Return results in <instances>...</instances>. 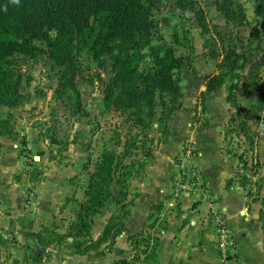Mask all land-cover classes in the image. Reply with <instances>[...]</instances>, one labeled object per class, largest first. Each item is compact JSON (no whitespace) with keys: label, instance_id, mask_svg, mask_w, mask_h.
Returning <instances> with one entry per match:
<instances>
[{"label":"rangeland","instance_id":"obj_1","mask_svg":"<svg viewBox=\"0 0 264 264\" xmlns=\"http://www.w3.org/2000/svg\"><path fill=\"white\" fill-rule=\"evenodd\" d=\"M153 1L156 33L152 43L169 48L183 58L179 83L182 105L175 111L180 110L176 125L171 123L175 113L172 116L161 114L158 98L146 127L136 124L127 111L105 109L104 86L112 75L107 55L101 57V62L87 53L78 55V72L74 79L81 103L78 111L74 95L59 93L62 87L58 86V68L48 58L44 42L36 41L42 48L38 54L11 56L20 77L18 90L23 102L16 107L0 108V118L8 121L9 130V133L0 132V188L14 181L23 190V203L38 208L40 213L47 210L40 214L42 225L38 228V234L45 240L42 248L44 254H48L46 264H79L75 255L90 250L92 254L104 255V251L112 247V236L97 243L91 232H100L105 222H109L115 226L111 231L114 233L119 224L126 221L123 214H130L140 194L138 185L145 169L154 161L155 152H160L180 127L186 128L188 139L182 141L180 152L174 156L178 177L173 179L175 185L172 186L192 185L183 174L181 153L187 155L186 164L198 168L195 160L201 149L210 156L207 158L210 170V164L214 165L215 161L209 159L213 158L215 142L232 186L246 197L248 211H258L264 228V42L258 38L262 33V19L256 14L257 2ZM218 2L230 10H235L239 4L246 23L239 26L238 21L228 22L218 10ZM191 3L201 10L203 26L189 9ZM234 17L236 19L237 14ZM228 46L237 47L247 61L238 70L237 77L227 78L214 90H207L204 77L220 71L217 66L223 57V47ZM212 51L220 55L212 57ZM151 67L150 58L140 64L142 70ZM233 82H237V87L230 92L229 85ZM28 131L33 132V137H28ZM197 133L198 144L191 139ZM104 152L113 153L118 160L109 186L112 197L100 212L90 217V231L75 236L72 228L79 204L85 199L89 177ZM196 187H204L202 180ZM120 191L127 196L116 199ZM119 201L126 203L125 209L121 210ZM173 203V213H176L178 203L174 197ZM160 207L153 204L150 213V227L157 224L155 230H151L154 235L148 231L152 228L146 233L141 231L142 237L137 243H131L130 254L119 264H149L143 252L147 250L150 254L149 244H153L150 237L158 238L156 233L165 227L166 217L160 215ZM144 236L150 238L149 243L143 242Z\"/></svg>","mask_w":264,"mask_h":264},{"label":"trees","instance_id":"obj_2","mask_svg":"<svg viewBox=\"0 0 264 264\" xmlns=\"http://www.w3.org/2000/svg\"><path fill=\"white\" fill-rule=\"evenodd\" d=\"M256 2V14L262 19V33L258 38L264 42V0ZM191 4L189 9L194 11L203 26L201 10ZM153 8V0H0V108L16 107L23 102L18 90L20 77L13 67L11 56L15 53L27 56L40 53L42 48L36 44L39 41L46 44L48 58L58 68V86L62 87L59 93H69L70 97L74 95L77 111L81 108L79 91L74 85L78 72L77 57L87 53L98 62L103 55L111 61L112 75L104 86L105 109L127 111L136 124L146 127L150 124L158 98L161 114L172 116L182 105L183 94L179 83L183 58L169 48L152 43L156 33ZM218 10L230 23L238 21L239 26L246 23L239 4L235 10H230L218 2ZM219 55L212 51V57ZM146 58H150L152 67L142 70L140 64ZM246 61L245 54L238 52L237 47H223V57L217 66L220 71L204 77L206 89L214 90L227 78L237 77L238 70ZM236 83L229 85L230 92L236 89ZM201 96L204 97L203 92ZM2 131L9 133L8 121L0 118ZM117 165L118 160L111 152H104L96 163L72 228L75 236L90 231V217L100 212V208L112 197L109 186L114 180ZM119 195L116 199L127 196L121 191ZM119 204L121 210L125 209L124 201H119ZM128 215L125 212L123 220ZM125 224L126 221L121 222L116 232L112 233L115 226L107 222L95 241L101 243L110 236L113 241L126 229ZM142 235V232L130 234L128 240L137 243ZM150 238L153 244H149V257L154 260L159 240ZM149 239L145 237L143 242L149 243ZM112 264L119 263L114 261Z\"/></svg>","mask_w":264,"mask_h":264},{"label":"crops","instance_id":"obj_3","mask_svg":"<svg viewBox=\"0 0 264 264\" xmlns=\"http://www.w3.org/2000/svg\"><path fill=\"white\" fill-rule=\"evenodd\" d=\"M179 113L180 110L173 115L171 123L176 122ZM185 130L180 127L165 147L155 152L154 161L145 169L143 179L139 180L140 194L126 219V229L114 238L112 247L106 249L104 255L92 254L91 250L75 255L77 263L122 262L130 254L132 241L128 240V235L141 231L146 233L149 228H152L149 233L154 235L151 230H155L157 224L150 227V213L153 204H159L162 209L160 215L166 217L163 220L165 227L156 233L159 240L156 259H151L147 250L143 252L147 263L220 264L216 235L209 222V212L218 206L224 212L234 239L236 264H264V228L261 227L258 211H248L246 197L232 186L224 160L217 154V143L213 144V158H209L210 161L215 159L214 165L210 164V170L207 164L210 156L202 153L201 149L200 156L195 160L204 187L197 189L184 184L175 196V186L172 185H175L173 179H176L178 165L174 156L180 152L182 141L188 139ZM188 130L193 134L190 127ZM198 134L191 137L197 144ZM29 136L33 137L32 131H28ZM16 185L12 181L7 187L0 188V264H46L48 254H44L42 248L45 240L38 234V228L42 225L40 214L47 210L40 213L38 208L23 203V190L19 184ZM173 197L178 203L176 213H173ZM78 201L81 202L82 197ZM102 230L92 231V239L97 240Z\"/></svg>","mask_w":264,"mask_h":264},{"label":"built area","instance_id":"obj_4","mask_svg":"<svg viewBox=\"0 0 264 264\" xmlns=\"http://www.w3.org/2000/svg\"><path fill=\"white\" fill-rule=\"evenodd\" d=\"M188 154L190 155V153ZM185 156L187 155H185L184 152L181 153L180 161L182 162L183 174L185 176L187 175V181L190 180L192 186L196 187L199 180H201L200 172L194 164H186L188 158ZM177 177L178 176H176V178ZM178 183L179 182L176 184ZM181 187V184L175 186V196H177ZM209 222L216 235L220 264H236L234 239L229 232L223 210L218 206L211 209L209 212Z\"/></svg>","mask_w":264,"mask_h":264},{"label":"clouds","instance_id":"obj_5","mask_svg":"<svg viewBox=\"0 0 264 264\" xmlns=\"http://www.w3.org/2000/svg\"><path fill=\"white\" fill-rule=\"evenodd\" d=\"M15 2H18V0H15Z\"/></svg>","mask_w":264,"mask_h":264}]
</instances>
